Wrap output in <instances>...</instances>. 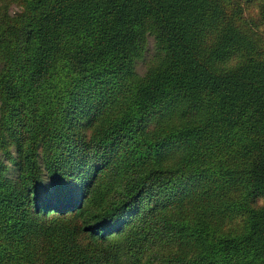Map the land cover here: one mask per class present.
<instances>
[{
  "label": "trees",
  "instance_id": "trees-1",
  "mask_svg": "<svg viewBox=\"0 0 264 264\" xmlns=\"http://www.w3.org/2000/svg\"><path fill=\"white\" fill-rule=\"evenodd\" d=\"M228 7L0 0V264H264V59Z\"/></svg>",
  "mask_w": 264,
  "mask_h": 264
},
{
  "label": "rangeland",
  "instance_id": "rangeland-1",
  "mask_svg": "<svg viewBox=\"0 0 264 264\" xmlns=\"http://www.w3.org/2000/svg\"><path fill=\"white\" fill-rule=\"evenodd\" d=\"M229 7L227 8V14H230L231 10H234V23L240 30H242L247 36H250L254 40L255 49L251 56L264 59V0H227ZM18 7L10 4L7 6V12L13 14L17 12ZM232 12V13H233ZM209 39H213V35ZM207 40V38H206ZM153 55V42L150 38L147 39L146 45L143 50V54L140 59L136 61L135 71L138 74H143L146 69V64L152 59ZM244 55H237L231 57L226 62V65H232L237 59L244 60ZM13 149H10L11 153ZM10 168L8 170L7 177L16 178V171L10 161L4 160ZM110 197H113L114 192L109 193ZM162 244L155 241L152 246L145 249L139 256L140 264H159L157 259L163 250Z\"/></svg>",
  "mask_w": 264,
  "mask_h": 264
}]
</instances>
